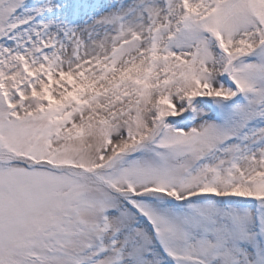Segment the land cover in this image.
Here are the masks:
<instances>
[{
    "label": "snow or ice",
    "instance_id": "1",
    "mask_svg": "<svg viewBox=\"0 0 264 264\" xmlns=\"http://www.w3.org/2000/svg\"><path fill=\"white\" fill-rule=\"evenodd\" d=\"M0 264H264V0H0Z\"/></svg>",
    "mask_w": 264,
    "mask_h": 264
}]
</instances>
